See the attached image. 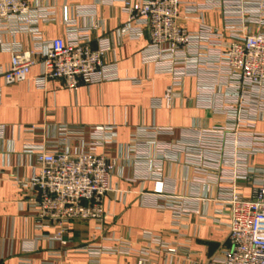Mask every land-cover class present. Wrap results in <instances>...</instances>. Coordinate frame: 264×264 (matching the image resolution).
I'll list each match as a JSON object with an SVG mask.
<instances>
[{"label":"built area","instance_id":"1","mask_svg":"<svg viewBox=\"0 0 264 264\" xmlns=\"http://www.w3.org/2000/svg\"><path fill=\"white\" fill-rule=\"evenodd\" d=\"M71 1L63 6L64 36L46 38L38 23L56 22L54 6L0 0V32H25L32 43L25 48L0 38L2 49L11 52L8 66L0 67L6 84L25 80L37 64L42 66L36 78L41 89L49 80L59 79L75 92L80 83L120 79L117 63L109 59L111 39L98 37L93 47L95 25L79 22L94 7ZM111 2H120L128 16L117 33L139 40L147 31L149 43L141 51L144 63H153L157 72L170 76L165 93L153 98L152 106L172 107L185 79L195 77L197 102L224 117L222 123L209 127L181 128L177 138L173 126L135 128L122 159L132 170L130 181L153 182L150 191L140 190V205L169 211L171 230L178 232L186 220L203 214V208L213 202L215 212L228 218L229 245L202 264H264V164L254 163L257 155L264 156V132L256 130V122L264 116V0ZM181 9L195 14L198 29L179 24ZM211 11L220 13V24L207 21L206 13ZM12 24L16 27H10ZM132 81L141 83L138 78ZM37 129L28 127L31 132ZM57 130L54 149L45 143L25 144V150L35 157L33 173L17 182L23 200L34 211L36 228L43 232L27 248L29 252L37 249L40 239L67 248L72 222L103 223L106 196L120 192L112 180L119 160L109 151L117 142L115 124L90 127L88 139L74 149L69 146L67 125ZM4 132L5 126L0 124V138ZM166 162H182L191 170L188 192L180 193L177 180L164 174ZM241 182L251 185L249 196L239 188ZM47 230L51 231L44 234ZM105 239L112 243L92 242L81 247L89 257L88 264H100L104 255L133 256L137 264H150L155 255L175 254L180 249L149 230L141 232L142 242L124 236Z\"/></svg>","mask_w":264,"mask_h":264},{"label":"crops","instance_id":"2","mask_svg":"<svg viewBox=\"0 0 264 264\" xmlns=\"http://www.w3.org/2000/svg\"><path fill=\"white\" fill-rule=\"evenodd\" d=\"M30 2L33 6L35 3L54 6L56 10V22L38 23L44 37L64 36L63 6L72 1ZM79 2L94 7L85 12L79 22L95 25L93 47L97 46L98 37L111 39L113 49L109 59L117 63L120 79L95 84L80 83L75 92H70L59 79L49 80L45 89L39 88L36 78L41 74V64L33 66L25 80L13 84H6L0 77V124L5 126L4 136L0 138V264H88L89 257L81 249L82 246L92 242L112 243L105 238L121 236L142 242L141 232L145 230L161 234L166 241L180 248L175 254L162 252L155 255L150 264H202L221 247L229 245L228 218L216 213L215 204L209 202L203 208V214L190 217L178 232L172 231L169 211L140 205V190L150 191L153 182L130 181L128 178L132 177V170L124 164L122 157L137 126H173L174 137L177 138L181 128L209 127L222 123L224 117L197 102L198 80L195 77L185 79L172 107L154 108L152 99L163 96L170 84V76L157 72L153 63H144L141 51L149 43L148 32L139 40H130L117 33L128 18L120 2ZM194 17L195 14L189 15L181 9L179 24L196 30L199 24ZM206 19L211 24L221 22L217 11L207 12ZM0 38L1 42H15L25 48L32 44L25 32H0ZM1 46L0 43V67L6 68L11 52ZM132 78L141 79V83H134ZM202 103L206 105L205 101ZM101 124L117 126V142L109 146V151L119 160L112 180L120 190L106 196L104 205L107 213L103 223L75 220L66 236L67 248L61 247L59 242L40 239L37 249L29 252L27 248L43 232L36 228L34 211L23 200L22 188L17 182L29 179L33 173L35 157L25 150V144L45 143L49 149H54L59 139L58 127L67 125L70 129L69 146L74 149L82 139H88L86 131L90 127ZM29 126H38L39 129L31 132ZM256 130L264 132V116L256 122ZM254 163L264 164V156L257 155ZM164 169L167 178L177 180L180 193L189 191L191 170L187 166L182 162H166ZM239 188L246 196L251 194L249 182H241ZM50 231H44V234ZM100 264H137V259L133 256L104 255Z\"/></svg>","mask_w":264,"mask_h":264}]
</instances>
